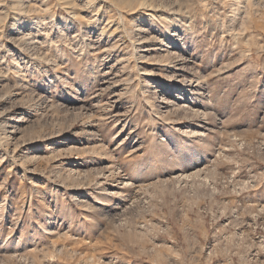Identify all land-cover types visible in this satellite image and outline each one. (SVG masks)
Returning <instances> with one entry per match:
<instances>
[{
	"label": "rangeland",
	"instance_id": "374dc122",
	"mask_svg": "<svg viewBox=\"0 0 264 264\" xmlns=\"http://www.w3.org/2000/svg\"><path fill=\"white\" fill-rule=\"evenodd\" d=\"M0 264H264V0H0Z\"/></svg>",
	"mask_w": 264,
	"mask_h": 264
}]
</instances>
